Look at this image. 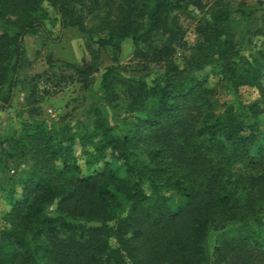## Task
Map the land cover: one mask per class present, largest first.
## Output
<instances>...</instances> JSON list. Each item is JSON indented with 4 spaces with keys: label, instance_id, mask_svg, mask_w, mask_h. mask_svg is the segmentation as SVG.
<instances>
[{
    "label": "trees",
    "instance_id": "trees-1",
    "mask_svg": "<svg viewBox=\"0 0 264 264\" xmlns=\"http://www.w3.org/2000/svg\"><path fill=\"white\" fill-rule=\"evenodd\" d=\"M44 4L61 32L77 29L98 47L90 64L51 53V67L88 84L99 49L111 50L114 65L101 77L91 125L74 132L33 119L0 141L10 208L0 264H264V59L244 53L258 11L225 0H0V23L12 29L0 31L3 108H11L25 36L61 38L47 29ZM193 11L201 25L189 46L179 16ZM127 40L141 75L119 64ZM179 50L188 52L182 64ZM207 67L235 101L242 88L260 100L241 111L220 105L218 90L198 77ZM118 86L128 101L121 120L105 111L120 100Z\"/></svg>",
    "mask_w": 264,
    "mask_h": 264
},
{
    "label": "rangeland",
    "instance_id": "rangeland-1",
    "mask_svg": "<svg viewBox=\"0 0 264 264\" xmlns=\"http://www.w3.org/2000/svg\"><path fill=\"white\" fill-rule=\"evenodd\" d=\"M235 8L252 9L258 11L259 19L254 21L251 27L253 34L249 36V45L246 46L245 55L249 59H264V32H258L256 29H264V0H225ZM210 2V1H209ZM44 7L49 12V19L46 22L47 29L51 31L54 39L60 36V40L53 43L43 31L28 34L24 38L25 58L23 66L19 71L18 83L14 90V96L11 102V108H3L0 103V141L11 136H18L24 129L23 125L31 123L33 119L45 121L48 126L61 128L65 125L71 127L77 132L81 127L89 126L94 120L93 107L98 100V91L100 89L101 77L105 70L114 65L112 53L108 48L99 49L100 60L98 71L91 77L90 82L86 84L74 72L61 64L51 67L47 63V57L53 53L56 57L68 59L72 62L90 64L94 61L92 57L93 50L97 51V46L88 43L86 37L78 32L77 29H68L60 31V24L57 21L54 10L48 5ZM181 26L185 32V40L189 46H193L198 40V26L201 25V16L199 12L185 13L179 16ZM2 33H12V29L0 23ZM246 38V40H247ZM248 43V42H247ZM246 43V44H247ZM122 53L119 56V64L126 68V73H136L141 75L137 68L138 58H136V46L131 40L123 43ZM188 52L179 50L176 58L179 64L183 63ZM142 68V67H140ZM151 71L160 74L158 66H150ZM198 77H207L209 85L218 90L217 100L219 104H235L238 111L240 108H248L259 99L257 91L251 88H242L236 93V101L232 94L226 90V82L219 76H216L211 68H205L198 73ZM120 86L117 87L120 100L111 107H106V112L111 118L121 120L126 117L127 98ZM261 104L264 105V102ZM1 157V156H0ZM103 164L93 166L89 169L83 166L85 173L102 167ZM25 164L21 165V169ZM11 176H16L17 171L14 166L10 167ZM9 169V170H10ZM20 169V170H21ZM17 196L20 194L18 189ZM7 194L0 190V229L6 225L5 219L9 211V205L6 199ZM215 238V235L212 239ZM210 242H206V248L210 256Z\"/></svg>",
    "mask_w": 264,
    "mask_h": 264
}]
</instances>
